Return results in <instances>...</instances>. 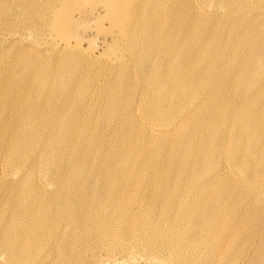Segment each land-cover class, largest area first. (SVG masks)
Listing matches in <instances>:
<instances>
[{"label":"rangeland","instance_id":"374dc122","mask_svg":"<svg viewBox=\"0 0 264 264\" xmlns=\"http://www.w3.org/2000/svg\"><path fill=\"white\" fill-rule=\"evenodd\" d=\"M141 1L126 0L131 14L129 16L135 17L134 24L132 22L129 28L130 36L134 39L128 43L113 41L111 38L117 29L109 19L98 17L96 11L86 12L82 16L72 14L66 26V39L80 42L84 48L91 49L95 56L94 60L87 61L89 63L83 59L82 70L80 63L75 65L68 62L69 65H64L61 61L63 54L58 55L56 52L60 37L54 29V19L47 0H0V264H209L211 246L204 242L196 243L192 239L185 258L183 254L176 255V258L172 256L170 247L166 246L162 237L163 226H166L164 219L150 210L145 213L156 220L148 222L151 234L149 232L143 238L137 230V226L140 228L137 215L136 218L126 216L116 223L119 233L112 235L102 228L105 217L99 213L98 224L88 225L87 229L81 226L76 229L61 226V230L59 227L54 228L55 232L50 235L39 231L41 223L37 219L40 212L34 210L28 215V205L31 207L34 203L22 209L24 196L16 181L32 159L31 153L25 150L11 158L8 152L4 155L6 143L17 134L22 135L23 148L25 145L27 148L33 145L36 149V143H45L48 131L53 129L50 122L58 115L62 117L65 111L67 117L62 118L66 123L70 124L68 115L74 116L79 122V129L90 132L91 149H97L99 145L96 142L103 138L100 131L104 135V127L107 126L103 120L102 101L111 97L113 101L124 104L123 100L128 96L127 108L132 112L131 119L122 112L111 115V128L108 134L106 132L109 144H118L120 159L129 155L135 163L133 170L137 171H132L133 175H139L142 181L144 178V183L149 187L157 175L171 177L175 174L176 181L183 186L185 182L189 185L195 182V177L183 173L185 166L180 172L165 153L164 147L170 146L171 149L173 143H166L168 140L163 138L149 139V132L145 128L153 122L154 115L149 99L150 82L140 77L137 65L140 41L145 37L143 27L147 26L143 21L148 0L142 1L145 9L139 8ZM158 10L165 34L183 36L184 41L180 44L183 45V57L180 63L185 65L184 73H203L205 80L215 82L214 86H227L217 95L218 105L229 103L232 107H241L245 104H259L264 107V0H160ZM183 14L187 16L184 22L181 20ZM197 31L202 32L200 39L198 35L195 36ZM202 48L210 56V68L198 72L202 70ZM236 51L239 52L238 61L234 59ZM116 56H120L124 63L120 67H110L113 61L115 66L118 64L115 62ZM91 65H95V68ZM126 79L128 87L121 93L119 87ZM70 86L73 92H70ZM81 87L88 88L94 95L91 111L82 112L77 109L79 95L76 90ZM207 87L211 86L204 85L202 90ZM239 95L242 98L239 99ZM188 102L192 101L189 99ZM24 124L32 130L37 126L43 128L40 136L34 139L30 134H23ZM88 125H92L91 129L87 128ZM202 127L199 125V129H195L196 126L190 129L198 131L191 152L192 162L197 169L203 168L205 163L201 149H211L203 141ZM26 132H29L27 128ZM246 146L239 147L238 158L240 154H245L243 158L251 163L252 169H248L245 161L240 163L241 169H238L230 160L219 158L220 162H228L235 178L231 181H218L217 185L207 190L210 198L206 199H212L217 219L223 222V226L216 230V236L222 235L226 226L230 225L234 230L230 241H226L229 244L222 248L230 250V254L233 251L231 249L239 248V252L242 250L240 260L228 259L224 264H264V146ZM231 147L229 143V153ZM181 162L184 163V157ZM17 166L22 168L20 172ZM69 169L68 166L66 172ZM31 175V171L27 172L24 181L33 178ZM38 177V184L41 182L50 188L43 176ZM80 189L86 197L91 192L89 187L82 184ZM63 192L66 193L65 190ZM179 194L185 195V192ZM55 199L67 204L60 192ZM134 201L123 203L122 206L128 208L134 205ZM165 201H160L163 208L168 207ZM53 205L57 216L59 209L55 203ZM140 208L141 205L137 211ZM204 211L202 208L199 215ZM83 215L82 221L91 223L92 215L86 212ZM53 220L48 222V226L55 222L61 223ZM19 221H26L29 230L35 235L29 232L24 239L30 240L32 246L38 244L31 254L26 251L23 240L17 241L7 233V226ZM209 223L208 227H211L216 221L210 217ZM64 229L66 234L62 232ZM17 250L24 260L16 256Z\"/></svg>","mask_w":264,"mask_h":264},{"label":"bare ground","instance_id":"6f19581e","mask_svg":"<svg viewBox=\"0 0 264 264\" xmlns=\"http://www.w3.org/2000/svg\"><path fill=\"white\" fill-rule=\"evenodd\" d=\"M142 1L139 8L145 9L142 3L146 0ZM158 2L160 0H148V9L144 13L145 20L143 21L147 26L143 27L145 37L140 41V54L137 61L140 77L146 78L150 82L151 95L149 99L154 115L152 116L153 122L145 128L149 132V139H152L151 137L156 140L163 138L168 140L166 143L169 141L173 143L171 149H169L170 146L164 147L165 153L170 156L171 163L180 172L185 166L183 173L195 177L193 184L189 185L188 182H185L183 186L182 183L176 181L175 174L171 177L157 175L149 187L144 183V178L142 181L139 175H133L132 171H137L133 170L135 163L129 155L120 159L118 144L111 146L106 132L108 134L111 128V124H109L111 115L122 112L131 119L132 112L127 108L128 96L124 98V104L113 101L111 97L102 101L104 103L103 120L107 126L104 127V135L100 131L103 138H99L100 141L95 140L99 145L96 147L97 149H91L92 136L90 132L79 129V122L74 116L68 115L70 124L66 123L62 118L63 116L67 117L65 111L62 117L58 115L50 122L53 129L48 131L45 143L43 141L40 145L36 143V149L33 145L29 148L25 145L23 148L22 141L24 140L20 137L22 135L17 134L6 143L4 155L8 152L9 158H11L19 156L25 150L31 153L32 159L25 165L16 181L17 185L20 184V190L24 196L21 202L22 209L29 203H34L31 207L28 205V215L34 210L40 212L37 221L41 223L39 231L43 233L50 235L55 232L54 228L59 227L61 230V226L69 229L81 226L82 229H87L88 225L98 224L97 214L99 213L105 217L102 228L110 235L117 232L116 223L125 219L126 216L136 218L137 215V224H140V228L137 226V230L143 238V236H148L151 231L148 229V222L151 219L156 220L145 213L150 210L163 217L166 226H163L165 228L162 237L167 243L166 246L170 247V254L175 255V258L176 255L181 256L182 254L183 258L186 257L184 255L188 251V244L192 239L191 241L196 243L204 242L205 245L211 246L208 256L209 264H216L215 260L218 264H224L228 259L237 261L241 259L242 250L239 252V248H234L231 249L233 251L230 254V250L222 248L229 244L226 241L231 239L234 231L232 227L226 226L220 236L215 234L216 230L223 226V222L217 219V210L214 209L212 199H206L210 198L207 190L208 187L217 185L218 181H231L235 178L228 162L223 160L220 162L219 158L221 160L224 157L225 160H230L238 169H241L240 163L245 161L248 169H252L251 163L243 158L245 154H240L238 158V152L239 147H247L246 145L260 144L264 146V107L259 104L256 106L245 104L241 107H232L229 103L218 105L217 95L227 86H214L215 82L211 79L205 80L202 76L203 73L201 75L184 73L185 65L180 63L183 57V45H180L184 41L183 36H178V34L167 36L165 34L164 26H161L162 16L158 10ZM47 4L54 19V29L60 37L56 52L58 55L63 54L61 61L64 65L80 63V67L84 70L83 59L86 60V63L95 59L91 49L84 48L78 41L70 42L66 39V26L74 13L82 16L86 12L96 11L98 17L103 16L109 19L117 29L116 34L111 38L113 41L128 43L134 39L130 36L129 28L134 24L135 17L129 16L131 14L126 0H47ZM186 19V14H183L181 20ZM194 27L193 25L192 28ZM150 31L153 33L151 34ZM196 35L200 39L202 32L197 31ZM238 56L239 52L236 51L234 54L236 61H238ZM116 57L115 62L118 64L115 66L113 61L109 65L110 67H120L124 63L120 56ZM200 57H202L200 63L202 70L198 72L209 70L210 56L204 48L200 50ZM91 66L95 68V65ZM127 84L128 79L119 87L121 93L126 91ZM204 85L211 87L202 90ZM70 89V92H73L72 86ZM77 93L79 95L77 109L82 112L91 111L92 103L95 100L94 95L92 96L86 87L77 89ZM238 98H242V95H239ZM189 99L192 102H188ZM199 125L203 126V141L207 143V146H211V149L208 150L209 147L201 149L205 163L203 168L197 169L192 162L191 152L195 146V136L198 132L195 129H199ZM90 126L92 127V125ZM90 126L88 125L87 128L91 129ZM194 126L196 128L191 131L190 129ZM26 128L29 132H26ZM42 129L37 126L32 130L24 124L22 133L30 134L32 138L37 139ZM144 132L147 131L144 130ZM229 143L232 144L230 153L228 152ZM182 157H184V163L181 162ZM68 166L70 169L66 172ZM17 167L20 168L18 170L20 172L22 168ZM30 171L33 178L25 182L24 175ZM38 175L43 176L49 182L50 188H46L41 182L37 183ZM114 178L115 181H113ZM215 179L218 180L212 181ZM81 184L91 189L87 197L81 193ZM186 184L188 185L186 186ZM58 192L67 200V204L64 201L54 200ZM179 192H185V195H181ZM132 200H135L134 205L128 208L122 206L123 203L132 202ZM160 201L167 202L168 207L163 208V204L160 206ZM53 203L59 209L57 216H55ZM204 204L207 205L203 206ZM140 205L141 208L137 211ZM32 208L34 209L32 210ZM202 208L206 211L199 215ZM84 212L92 215L91 223L82 221ZM210 217L215 219L216 224L213 223L211 227H208ZM170 218H172L171 223ZM53 219L61 221V223L55 222L48 226V222H53ZM164 223L163 225H165ZM6 229L7 233L14 236L15 240H23L25 249L30 254L34 248L38 247L37 243L32 246L30 240H24L29 232L35 236L31 229L29 230L26 221L12 222ZM65 229L62 231L64 234H66ZM245 251L249 252L248 249ZM15 253L17 257L24 260L18 250ZM243 258L245 259V257ZM20 259L18 260L20 261Z\"/></svg>","mask_w":264,"mask_h":264}]
</instances>
